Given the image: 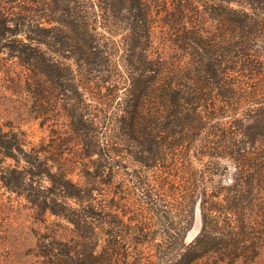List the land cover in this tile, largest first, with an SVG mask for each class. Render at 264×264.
Segmentation results:
<instances>
[{
    "label": "trees",
    "instance_id": "1",
    "mask_svg": "<svg viewBox=\"0 0 264 264\" xmlns=\"http://www.w3.org/2000/svg\"><path fill=\"white\" fill-rule=\"evenodd\" d=\"M202 19L214 29H205ZM158 27L174 49L167 60L152 55ZM3 53L21 69L19 79L8 81L28 96L36 119L52 116L54 103L74 99L70 93L79 88L121 85L123 71L128 83L115 123L123 141L135 145L138 167L118 173L117 184L103 183L100 200L88 183L51 174L52 159H41L23 130L0 126V162L36 169L26 178L4 177V186L28 192L42 212L50 208L73 227L69 242L56 240L51 248L56 264H194L213 253L236 256L249 234L247 221L233 217L246 204L264 210L258 203L264 193V0H0ZM13 67L0 62L7 75ZM66 112L76 120L75 134L100 133L95 119L81 124L91 110ZM103 146L87 144L84 156L102 157ZM40 177L52 183V205L35 193L33 180ZM198 197L203 226L187 243Z\"/></svg>",
    "mask_w": 264,
    "mask_h": 264
},
{
    "label": "rangeland",
    "instance_id": "2",
    "mask_svg": "<svg viewBox=\"0 0 264 264\" xmlns=\"http://www.w3.org/2000/svg\"><path fill=\"white\" fill-rule=\"evenodd\" d=\"M198 1L207 2L211 0ZM201 21L207 25L208 28L205 29L208 31L214 29L215 23L211 20L202 19ZM156 32L155 50L152 55L154 59L167 60L174 55V49L161 32V27H158ZM6 58L8 55L3 53L0 56V62L4 65L11 63L14 67L9 75L0 68V126L5 129H8L7 126H14L16 129H21L27 133L30 139L37 144V148L42 150L41 159H52L49 161L51 174L60 175V173H64L75 183H88V187L95 189L92 197L100 200L108 187L103 183L110 181L111 184H117L122 180L118 173H123L126 168L138 167L131 154L137 150L135 145L132 146L131 143L123 141L122 132L118 130L117 123H115V116H117L123 98L118 97L124 96L128 89L122 68L120 70L123 71V74L119 72L122 75L121 85L116 83L103 84L101 89L98 88L100 92L90 88V86L84 87V89L79 88L78 95L77 92L70 93V97L75 96L74 99L65 101L64 98L54 103L52 116H40L36 119L31 113L32 104L27 99L28 96L22 94L21 90H17L20 93L12 90L14 85L8 79L14 81L19 79L21 69L12 61L5 60ZM117 59L120 60V58ZM98 85L102 86L100 83ZM121 87L124 89L119 92L118 89ZM104 99L106 105H104ZM68 107L74 108L76 111L78 109L81 113L91 110L93 116L84 117L81 124L86 125L89 119H95L101 127L100 133H97L98 137H84L75 134L73 126L76 120L66 116V108ZM107 110L111 116L106 114ZM111 118H114V122L109 121ZM98 142L105 145L100 148L102 157L99 154L90 157L84 156L88 150L87 144ZM108 145H112L111 150L115 153L113 155L114 161L111 162H108L104 155L108 153ZM225 163L227 162L223 161V164ZM47 166L44 164V167ZM28 171L35 172L36 169L24 162L16 165L10 159L0 162V264H56L55 253L51 252L54 242L56 240L69 242L74 237L72 225L58 219L49 210L50 208L42 212L39 207L29 201L26 196L28 192L21 194L4 186V177H7V180L26 178ZM232 172L228 173L229 181L232 180ZM25 181L30 182L28 178ZM33 184L39 200H46L47 205H52L51 181L46 177H40L35 178ZM29 188L28 186L24 187L27 190ZM200 194L201 190H199ZM259 199L262 201L259 200L258 203L264 205V193L259 196ZM245 207L248 208L233 217L234 221L239 222L240 218L247 221L246 230L249 234L245 244L237 251L236 256L231 259L222 257V254L213 253L201 256L194 264H264V210H258L254 206L250 207L249 204H246ZM202 226L201 198L198 197L195 206L194 225L187 234V243L195 240L201 233ZM229 252L230 248L228 247ZM72 257L76 256L73 255Z\"/></svg>",
    "mask_w": 264,
    "mask_h": 264
}]
</instances>
